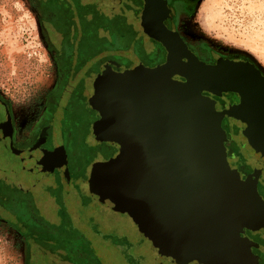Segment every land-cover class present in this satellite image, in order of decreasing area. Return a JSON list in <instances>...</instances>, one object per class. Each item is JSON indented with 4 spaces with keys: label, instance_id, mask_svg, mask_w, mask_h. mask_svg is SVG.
I'll return each instance as SVG.
<instances>
[{
    "label": "water",
    "instance_id": "water-1",
    "mask_svg": "<svg viewBox=\"0 0 264 264\" xmlns=\"http://www.w3.org/2000/svg\"><path fill=\"white\" fill-rule=\"evenodd\" d=\"M167 52L153 67L111 62L97 75L90 101L101 119L93 131L119 152L93 164L91 193L179 264H258L242 234L264 228L262 170L244 177L231 165L222 120H240L264 162V73L240 56L208 63L180 38ZM226 92L241 102L221 110L206 94Z\"/></svg>",
    "mask_w": 264,
    "mask_h": 264
},
{
    "label": "flooded vegetation",
    "instance_id": "flooded-vegetation-1",
    "mask_svg": "<svg viewBox=\"0 0 264 264\" xmlns=\"http://www.w3.org/2000/svg\"><path fill=\"white\" fill-rule=\"evenodd\" d=\"M200 2L35 0L54 62L52 84L34 108L24 112L0 88V224L16 225L22 231L34 264H96L97 259V264H105L104 259L106 264H124L129 259L136 264L150 261L148 251H136L133 242L123 249V242L113 232L105 227L100 231L103 227L93 224L86 209V217L76 218L69 203L76 200L74 178L90 176L95 162L119 152L117 146L100 141L93 131L101 116L90 98L96 77L107 63L115 62L119 69L159 65L167 60V45L177 38L208 63L230 57L187 34L186 25ZM206 94L216 99L221 110L241 102L234 92ZM222 125L232 137L227 144L231 165L244 177L261 168L258 190L264 198L259 185L264 162L257 145L249 143L240 120L226 115ZM252 148L259 157L247 165L245 151ZM62 216L69 221L62 223ZM242 235L254 243L251 250L258 256V264H264V228L248 229ZM98 238L106 239L101 242L102 251L95 249ZM139 245L150 247L153 264H179L159 255L149 238Z\"/></svg>",
    "mask_w": 264,
    "mask_h": 264
},
{
    "label": "rangeland",
    "instance_id": "rangeland-1",
    "mask_svg": "<svg viewBox=\"0 0 264 264\" xmlns=\"http://www.w3.org/2000/svg\"><path fill=\"white\" fill-rule=\"evenodd\" d=\"M186 26L190 37L205 41L223 56L248 58L264 73V0H201L196 15ZM54 75L53 58L41 30L35 0H0V88L24 112L41 100ZM245 152L247 160L243 159L247 165L259 157L255 148ZM74 180L76 200L69 207L76 218L84 217L86 209L93 224L103 227L100 231L105 227L113 232L123 242V249L131 247L133 242L136 251L143 254L148 251L150 261L146 260V264H153L150 247L139 245L148 239L139 224L97 202L91 193L89 176ZM259 185L264 195V173ZM61 218L63 223L66 218ZM140 224L144 225L143 220ZM101 242L106 239L95 240V249L102 251ZM172 248L178 249L176 244ZM129 260L124 264H136L133 259ZM0 264H34L27 241L16 225L0 224Z\"/></svg>",
    "mask_w": 264,
    "mask_h": 264
}]
</instances>
